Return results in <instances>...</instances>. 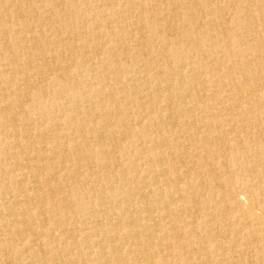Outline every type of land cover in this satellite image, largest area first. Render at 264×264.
<instances>
[{
  "label": "bare ground",
  "instance_id": "1",
  "mask_svg": "<svg viewBox=\"0 0 264 264\" xmlns=\"http://www.w3.org/2000/svg\"><path fill=\"white\" fill-rule=\"evenodd\" d=\"M0 264H264V0H0Z\"/></svg>",
  "mask_w": 264,
  "mask_h": 264
}]
</instances>
